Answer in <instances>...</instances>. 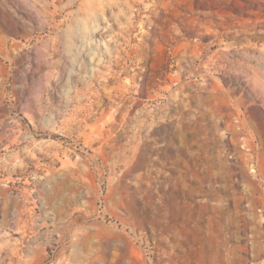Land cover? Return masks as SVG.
<instances>
[{"label": "rangeland", "instance_id": "obj_1", "mask_svg": "<svg viewBox=\"0 0 264 264\" xmlns=\"http://www.w3.org/2000/svg\"><path fill=\"white\" fill-rule=\"evenodd\" d=\"M0 264H264V0H0Z\"/></svg>", "mask_w": 264, "mask_h": 264}]
</instances>
